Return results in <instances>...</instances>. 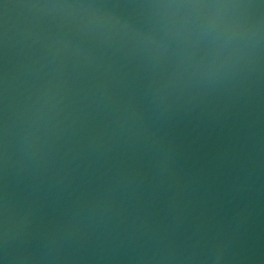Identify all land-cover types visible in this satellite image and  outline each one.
Returning a JSON list of instances; mask_svg holds the SVG:
<instances>
[{
    "label": "water",
    "instance_id": "water-1",
    "mask_svg": "<svg viewBox=\"0 0 264 264\" xmlns=\"http://www.w3.org/2000/svg\"><path fill=\"white\" fill-rule=\"evenodd\" d=\"M0 264H264V0H0Z\"/></svg>",
    "mask_w": 264,
    "mask_h": 264
}]
</instances>
